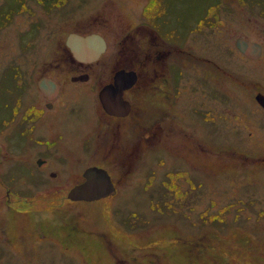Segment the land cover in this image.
<instances>
[{
  "label": "rangeland",
  "instance_id": "1",
  "mask_svg": "<svg viewBox=\"0 0 264 264\" xmlns=\"http://www.w3.org/2000/svg\"><path fill=\"white\" fill-rule=\"evenodd\" d=\"M233 1H223L224 30L198 34L206 16L216 12L215 0H0V178L5 181L0 180V264H264V204L246 206L250 198L264 202V169L259 170L264 161L243 158L264 153V129L258 128H264V115L251 92L236 82L216 77L213 86L193 93L190 101L185 96L186 105H179L186 117L178 116L181 130L201 128L214 147L209 154L219 156L203 151L192 157L191 142L180 153L152 150L137 176L119 181L116 195L95 201L71 200L69 193L53 195L50 189L82 179L89 164L115 173L113 156L108 159L96 140L102 122L93 88H71L64 104L39 123L40 135H63L47 170L35 167L39 146L22 131L18 114L37 99L35 64L44 70L56 60L61 77L71 70L65 45L58 43L67 31L101 29L115 41L131 26H148L152 10L183 43L214 53L220 64L264 91V62L254 70L227 51L244 13H254L246 1ZM95 68V75H102L105 63ZM196 68L187 73L193 85ZM19 69L31 88L25 95L17 86ZM201 101L216 109L196 110ZM136 102L141 118L151 112L145 98ZM144 120L155 123L148 115L140 123ZM142 129L141 124L140 134ZM188 134L181 139H190ZM87 137L93 141L84 144ZM51 169L58 177H49Z\"/></svg>",
  "mask_w": 264,
  "mask_h": 264
},
{
  "label": "flooded vegetation",
  "instance_id": "2",
  "mask_svg": "<svg viewBox=\"0 0 264 264\" xmlns=\"http://www.w3.org/2000/svg\"><path fill=\"white\" fill-rule=\"evenodd\" d=\"M223 1L225 0H215L213 6L216 7V12L206 16L207 25L201 32H197L198 34L225 29L226 19L223 12L226 9L223 6H227V4H223ZM228 1L226 0V2ZM235 1H246V8L252 9L254 13L248 15H246V12L244 13L241 29H236V33L230 35L227 44L230 49L227 48V51L234 55L237 54L236 60L257 70L258 66L264 62V4L261 3L260 6V2L257 0H253V4H250L249 0ZM235 1L232 2L233 5H236ZM152 13L153 10L149 12L148 26L144 24L131 26L130 30L127 29L128 31L122 32L115 41L110 38L106 31L101 29H73L67 31L63 36V41L58 42L59 45H65L68 59L72 63L71 70L67 71L64 77H61L60 73L55 71L57 64L54 62L56 60L48 62L44 70L42 66L39 65L37 68V65H34L37 76L33 80V85L37 99L28 103L24 108L21 107L23 111L18 114L23 115L22 131L30 137L32 143L39 146L37 155H33L32 159L35 167L47 170L50 160L53 159L51 157L58 156L56 155L57 147H59L57 139L63 140L62 133H57L52 137L40 135L38 131L39 123L50 111H55L60 105L64 104L66 95L69 96L71 88H84V86L93 88V97L100 113L102 130L100 129L96 140L102 150L104 148V151L109 153L110 158L108 159L113 156V164L116 166L115 173H112L111 169L109 170L99 164L86 165L80 173L82 179L50 188L52 193H56L53 195L68 194L70 192L68 187L71 190L76 185L84 182L86 170L95 166L108 171L115 185L116 195L119 192V181L126 178L127 175L135 174L137 176L141 167L151 157L152 150L155 149H164L166 152L174 148L180 153L184 151L185 147H188L186 142H191L189 148L191 155L193 154L192 157H195V153L200 154L203 151H206L207 155L219 156L218 153L209 154V151L214 147L211 146L212 144L208 139H204L206 136L201 128L192 124L181 130V117L180 119L178 117L180 113L184 116L179 105H186L193 93L203 92L207 86H213L216 77L218 80L222 78L227 84L236 82L243 88V91H250L256 108L264 115V91L258 89L256 84L250 83L252 82L251 78H246V75L242 74H234L235 72L231 67L219 63L214 53L207 50H198L195 45H186L181 38H177L174 33L170 32L167 21L162 22L160 20L161 16L155 17ZM152 16L153 18H151ZM71 34L81 36L98 34L104 38L106 48L96 60H78L68 46L70 45L68 39ZM240 40H246L245 48L239 45ZM29 44L35 45L34 42H29ZM102 63H105L103 74L95 75L96 65ZM194 67L198 69L194 75L195 85H193L190 78L187 79V73ZM237 70L239 69L237 68ZM19 71L17 86L23 90V95H25L26 91L28 92L31 88L27 84L28 81L22 79L24 77L23 71L20 69ZM121 71L133 73V79L128 81L121 77L117 81V73ZM44 79L54 81L57 89L47 84L46 88H43L41 82ZM253 87L254 89H252ZM121 92H123L122 97H119ZM185 96L188 99L183 101ZM139 98H145L148 103L151 112L147 115L155 122L151 126L145 120L140 123V119L145 118L147 115L140 117L143 109H140V106L137 105L136 101H139ZM22 101L20 100V104ZM197 107L196 110L205 108L212 111L216 109V105H209L207 101H201ZM125 111H127V114L123 115ZM170 118L172 123L169 126ZM173 118H175L174 121ZM141 124L143 132L141 131L140 134L138 131ZM173 124L179 126L180 133L177 126L174 129ZM256 124L258 123L256 122ZM128 126L129 129H127ZM258 128L261 131L264 129L260 125H258ZM155 129L160 132H155ZM188 131L190 139L183 141L181 139L182 133L187 135ZM249 135L253 136L254 133L250 131ZM88 141L92 142L93 139L87 137L84 144ZM204 143L207 144L206 148H204ZM98 145L95 148L98 149ZM252 155H257V157L253 158L251 155L246 154L243 158L252 162L258 161L261 163L264 161V153L259 154L257 152ZM105 157L107 158V154H105ZM192 160L198 166L197 160L194 158ZM246 165H248L247 161ZM30 166L33 168L32 173L36 174L33 165L30 164ZM262 166L259 170L264 169L263 163ZM117 173L120 174L118 179L116 177ZM48 175L51 178L58 177L55 169L49 170ZM0 180H3V178H0ZM250 204L257 208L263 205L264 202L262 203L260 198H250L246 202V206L250 207ZM191 247L196 249V246ZM200 250L202 252V249ZM131 252L133 251H129V253ZM157 254L155 253L156 256ZM151 261L152 259H150Z\"/></svg>",
  "mask_w": 264,
  "mask_h": 264
},
{
  "label": "water",
  "instance_id": "3",
  "mask_svg": "<svg viewBox=\"0 0 264 264\" xmlns=\"http://www.w3.org/2000/svg\"><path fill=\"white\" fill-rule=\"evenodd\" d=\"M68 42L70 43L68 46L72 49L75 57L81 61H93L98 59L106 48L104 38L98 34H92L88 36L71 34ZM239 45H241L242 48H245L244 45H246V40H240ZM250 46L252 47V45ZM121 77L130 81L133 79V73L121 71L117 73V81ZM46 84L52 88H56V84L52 80L47 81L44 79L41 82L43 88H46ZM122 94L123 92L119 94V97H122ZM127 111H125L123 115H126ZM84 177V182L76 185L70 190L68 196L71 200L91 201L114 195L116 193L115 185L106 169L96 166L90 167L86 170Z\"/></svg>",
  "mask_w": 264,
  "mask_h": 264
}]
</instances>
